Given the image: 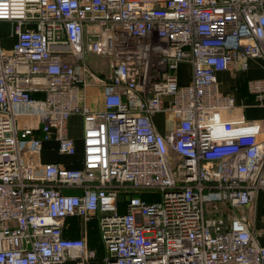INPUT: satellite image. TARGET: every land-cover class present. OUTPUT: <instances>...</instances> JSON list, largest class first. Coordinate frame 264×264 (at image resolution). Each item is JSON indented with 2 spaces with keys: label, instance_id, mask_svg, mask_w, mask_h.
Returning <instances> with one entry per match:
<instances>
[{
  "label": "built area",
  "instance_id": "1",
  "mask_svg": "<svg viewBox=\"0 0 264 264\" xmlns=\"http://www.w3.org/2000/svg\"><path fill=\"white\" fill-rule=\"evenodd\" d=\"M93 53L111 62L99 109L81 92ZM250 59L264 0H0V264H264L246 210L264 198V117L231 118L218 80ZM247 91L264 111V77Z\"/></svg>",
  "mask_w": 264,
  "mask_h": 264
},
{
  "label": "rangeland",
  "instance_id": "2",
  "mask_svg": "<svg viewBox=\"0 0 264 264\" xmlns=\"http://www.w3.org/2000/svg\"><path fill=\"white\" fill-rule=\"evenodd\" d=\"M2 43L4 46H10L12 42V38L10 37L9 24H5L1 29ZM89 72L87 73V81L90 86L81 89L83 95L89 96L88 105L93 109H99L103 107L102 95H103V87L101 85H97L96 77H101L103 80H107L111 74V62L109 56L103 55L101 53H93L89 56L88 59ZM257 68L259 70H264L263 63L261 60L257 63ZM254 69V68H253ZM181 80H188L190 78V68L186 65H181L177 70ZM241 73V72H240ZM243 74V73H242ZM95 87L99 92L101 90V94L97 95L98 92L95 89H91ZM223 89V88H221ZM260 109V108H258ZM262 109V108H261ZM260 109V110H261ZM250 114L247 115L250 118ZM256 116V115H254ZM159 127H163V120L165 117L160 114L155 117ZM83 117L81 114H73L69 118V133L71 136L80 137L83 135ZM247 212L251 215L252 223L256 226L257 231L260 234V241L263 243L264 239V198L260 199L257 203H254L252 206H249ZM67 222L74 227L75 229L70 233L72 236H84L90 246H95L98 248L100 255L105 256L103 241L101 239L100 231L98 225L95 222L85 221L84 219L75 216L71 217L67 220ZM69 234V233H68ZM96 264H105L102 262H98Z\"/></svg>",
  "mask_w": 264,
  "mask_h": 264
},
{
  "label": "crops",
  "instance_id": "3",
  "mask_svg": "<svg viewBox=\"0 0 264 264\" xmlns=\"http://www.w3.org/2000/svg\"><path fill=\"white\" fill-rule=\"evenodd\" d=\"M258 61H259L258 59H250L249 67L246 70H240V71L226 70L218 73V80L220 83V87L223 88L222 90L224 92L234 94L237 100V107L234 110V112L231 114V118H237L240 116H245L246 118H248L247 117L248 114L251 115L250 118H248L251 120L253 119L260 120L261 118L264 117L263 109L255 105L253 98L250 95H248V91H247V81L249 79L264 77V70H259L257 68ZM261 62L263 63V61ZM183 64L188 66V64L186 63ZM189 79L190 78H188V80L180 79V82L185 83L188 82ZM91 89L97 90L95 87H92ZM96 92H98L97 95L101 94V90L99 92V89ZM88 100H89V96H87V102ZM258 108H260L261 110ZM159 130L164 132L165 128L159 127ZM82 136L80 137L74 135L72 136L75 138L77 144L76 158H81L82 156V151H83ZM55 145H56V141L53 140L46 143L47 147H53ZM43 158L49 161L51 160V161H63V162L72 159L71 157L65 155H59L55 150H50V148L44 150ZM263 244H264V239H263Z\"/></svg>",
  "mask_w": 264,
  "mask_h": 264
}]
</instances>
